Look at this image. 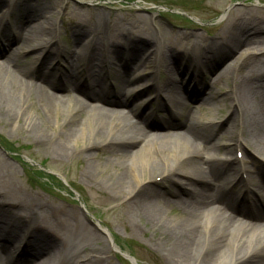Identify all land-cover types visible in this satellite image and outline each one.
I'll list each match as a JSON object with an SVG mask.
<instances>
[{
  "label": "bare ground",
  "instance_id": "bare-ground-1",
  "mask_svg": "<svg viewBox=\"0 0 264 264\" xmlns=\"http://www.w3.org/2000/svg\"><path fill=\"white\" fill-rule=\"evenodd\" d=\"M4 1L5 12H2ZM42 2L36 8L23 0H0V19L15 17L11 26L6 25V20L0 23L3 24L0 28V110L11 119L22 120L29 132L35 134L37 144L56 163H64L77 154L82 177L95 183L97 192H104V185H108L112 191L110 197L126 198L122 210L135 214L153 230V240L168 264H264V173L258 168L253 170L248 161L232 156L233 151L247 146L264 159V71L261 77L242 76L237 78L238 82L233 81L236 93L231 89L230 94L239 113L228 119L232 132L223 135L227 141H233L223 143L229 157L207 155V150L223 147L219 143L220 134L215 131L217 124L191 116L188 110L191 102L181 90V86L185 90L189 87L190 93L198 96L204 90L199 88V81L204 79L202 75L209 70L211 74L213 58L220 53L233 57L234 64L227 63L212 79L214 87L207 93L210 99L219 96L220 90L215 86L227 68H234L230 71L233 76L236 68L240 65L243 68V61L256 52L261 53L256 62L264 64V43L248 48L251 43L263 42L264 17L252 16L249 26L240 18L231 32L220 33L223 37L218 34L213 40L189 33L186 38L191 42L180 47L182 53L186 56V51L197 53L198 49L203 54H196L192 62L176 68L173 61L169 63L172 67L167 63L168 54L178 52L169 36L165 44L160 38L141 40L138 33L116 19L113 22L117 28L107 31L109 21L99 9L96 14L86 19L79 17L74 22L75 47H64L59 27L46 16L48 8L52 9L47 3L54 5L56 0ZM160 30L166 34L163 28ZM239 32H243L241 37L237 35ZM122 37L126 41H121ZM216 42L221 44V49ZM150 43L151 52L145 53L143 48ZM121 47L123 50L118 51ZM112 52L119 64L110 61ZM21 53L31 54L39 64L21 59ZM152 55H155L153 61ZM52 56L59 61L49 65ZM8 59L12 65L7 64ZM62 59L72 62L73 66L60 71ZM135 59L143 65L153 62L152 75L161 72L163 84L139 83V77H131L130 64ZM115 66L120 67L121 74L110 78L107 73L116 70ZM175 68L182 76L180 87L170 72ZM80 74L93 77L91 83ZM130 84L132 89L128 88ZM152 89L153 100L162 110H170L171 106L175 109L166 126L183 127V134L154 132L149 137L161 135L163 139H146L147 126L161 127L160 120L146 108L132 105ZM78 94L105 105L86 104ZM251 96L258 99L252 103ZM116 106L132 109L129 114ZM134 116H143L148 125L134 120ZM162 124H165L163 120ZM98 148L101 152L95 154ZM104 154L112 158L106 159ZM95 156L96 166L90 161ZM83 158L86 165L80 164ZM159 176L173 181L185 176L199 181L200 185L181 190L183 196L178 189L164 193L150 186ZM7 190L0 192V264H114L107 256L106 244L96 249L87 245L89 240L102 238L96 227L88 225L80 210L42 201L39 197H26L15 189ZM167 207H179L181 216L165 217ZM241 215L248 221H242ZM140 228L143 229L141 225ZM21 230L24 231L22 238ZM106 231L113 239L110 230L106 228ZM78 239L87 241L86 245L79 246ZM80 250L86 253L83 255ZM40 256L43 257L38 259Z\"/></svg>",
  "mask_w": 264,
  "mask_h": 264
},
{
  "label": "rangeland",
  "instance_id": "rangeland-1",
  "mask_svg": "<svg viewBox=\"0 0 264 264\" xmlns=\"http://www.w3.org/2000/svg\"><path fill=\"white\" fill-rule=\"evenodd\" d=\"M41 2L42 0H23V3H32L36 8L41 7ZM42 3V5H46L44 2ZM51 3L53 4V1ZM2 4L1 11L5 12L2 8L5 7L6 1ZM47 5L52 9L49 10L48 8L46 16L59 27L60 42H62L64 47H75L72 37L74 22L79 17L86 19V17H90L93 13L96 14L97 9H99L103 10L106 19L109 21L107 31H114L117 28L114 27L115 22H113L116 19L119 24L126 25V28L138 33L137 36H140L141 40L145 39V37L153 38V40L160 38L164 43L165 38L167 39V36H169V39L173 40L171 43L177 46L174 50L178 52H174V55L169 53V62H166L169 64L170 61H173L176 68H179L181 64L192 62L197 55L203 54V51L198 49H196L197 53H193L191 50L186 51L188 52L186 56L182 53L183 49L180 47L187 46L191 42L187 41L189 33H199L213 40L218 34L222 35L220 33L228 32L229 30L231 32L234 29V23L240 18L245 19L243 24H248L249 26L251 22L248 20L253 19L251 18L252 16L264 17V0H56L54 5H49L48 3ZM3 18L0 19V23L1 20H6V25L10 23L9 26H11L15 22L13 15L3 16ZM71 18L74 20H71ZM132 21H137V23H132ZM2 26L3 24H0V28ZM161 28L164 29L166 34L161 32ZM241 30H244V28ZM242 33L239 32L237 35L240 34L239 37H241ZM175 38L176 40H174ZM189 39L191 40V38ZM121 41L126 40L122 37ZM262 41L261 43H251L248 45V48H255L259 44H263L264 39ZM230 44L232 45V43ZM216 45L221 49V44L217 43ZM149 46H151V43L143 48L145 49V53L151 52L152 47L149 48ZM212 46L214 45L212 44ZM121 50H123V47L118 49V51ZM140 54L142 55L143 52ZM220 54L213 58L214 69L211 70V74L209 75V70V72H204L202 75L204 79L199 81V88L203 87L204 90L202 92L199 91L200 94L198 92V96L191 94L189 87L185 90V86H181L182 76L177 72L176 68L175 71L170 72H173L172 78L177 81L176 84L179 87H182L181 90L184 96L192 104L188 107L191 116L199 118L202 121H214L217 124L215 131L220 134L219 143L223 146V143L227 141L223 135L233 130L228 119L233 116L236 117V114L239 113V110L235 106L233 95L230 94L231 89L234 95L236 93L233 81L238 82L237 78L241 79L242 76L261 77L260 75L264 71V64L256 62V58L261 55L260 52H256L243 61L245 65L243 68H241V65L236 68L233 76L231 72L234 68H227L224 77L215 86V88L220 90L219 96L210 99L207 93L211 91L210 88L214 87L212 79L215 78L216 74L222 72L227 63L231 62L230 64H234L231 61L233 57H226L225 54ZM20 57L24 60H31L32 64L33 62L35 65L39 64L38 60L33 58L31 54L24 56L21 53ZM154 57L155 55H152L151 61H153ZM109 59L111 62L120 63L114 52L112 54L109 53ZM138 59H135L130 64L132 66V74L130 76L139 77V83L146 82V84L150 85L152 83L163 84L164 81L159 72L152 75V71L155 70L153 69V62L150 61L148 65H143ZM8 60H6L7 64L12 65L10 59ZM57 61L59 59L52 56V58H49L48 64H55ZM169 65L172 67L171 64ZM72 66V62L60 60V71L63 72L64 69L69 70ZM115 68L116 70H111L107 73L110 75V78L121 74L120 67L115 66ZM130 73L131 71L128 74ZM80 75L91 83L93 77H89L87 74ZM262 84L264 85L263 78ZM130 87L131 89L133 88L132 84L128 86V88ZM50 90L52 91L53 89ZM78 96L86 104L88 103L92 106L105 105L99 100L89 99L81 94H78ZM154 97L155 93L153 89L144 92L135 100V104L132 106L139 109L146 108V111L151 113L156 119L158 118V120L166 122L171 118L170 111L171 109L173 111V107L170 110H162L158 103L153 100ZM190 97L191 100L189 99ZM250 99L254 103L258 98L251 96ZM0 106L2 107V101H0ZM106 106L108 107V105ZM211 107L213 111H209ZM114 108L123 109L125 112H129L132 109V107L128 106H116ZM31 110L34 111L33 108ZM5 115L0 110V192L4 190L8 191L7 189H15L20 194L26 195V197H39L42 201L54 202L80 210L88 225L96 227L102 238V240L94 241H90L88 238L87 245H91L90 248L96 249L106 244L109 247L107 256L114 264H134L131 262L132 259L136 261V264H168L153 240V230L146 226L143 220H140L135 214H128L127 210H122V204L124 201H127L126 198L123 196L110 197L109 195L112 191L109 190L108 185H104V192H97L95 190L96 184L82 177L78 166L77 154L68 158L64 163H56L47 151L37 144L35 134L29 132V129L22 124V120L11 119L8 115ZM36 117L39 118L37 115ZM133 118L139 121L144 120L143 116H134ZM160 123L162 124V121ZM146 129L148 130L146 132L147 140L163 139L161 135H157L159 138L149 137L150 133L154 132H180L182 134L184 132L183 127H178L175 130V128L147 126ZM227 142L233 143V141ZM225 151L224 146L222 148L215 147L207 150L208 154H206L212 157H229L230 155L226 154ZM100 152L99 148L94 151L95 154ZM232 156L248 161V166L253 170L254 168H258L260 172L264 173V159L258 156L251 148L246 146L240 152L233 151ZM104 157L107 159L109 155L104 154ZM109 158H112V156ZM90 161L96 166L98 162L97 156L91 158ZM80 164L86 165L85 158L80 161ZM192 168L194 169L193 166ZM183 169L186 168L183 167ZM99 171L97 170V172ZM181 178L180 180L173 181L159 176L151 181L150 186L152 185L151 187L161 189L164 193L178 189L183 196L184 191L181 190L200 185L199 181L192 178L185 176ZM258 178L259 180L263 179ZM181 211L179 207H167L164 214L165 217L176 219L181 216ZM239 218L242 221H248L242 215ZM140 225L143 229L140 228ZM106 228L112 233L113 239L109 237ZM23 235L24 231L21 230L20 237L22 238ZM77 242L79 246H85L87 241L84 242L78 239ZM80 251L83 255L86 253L84 250ZM43 256L38 257V259H41Z\"/></svg>",
  "mask_w": 264,
  "mask_h": 264
}]
</instances>
